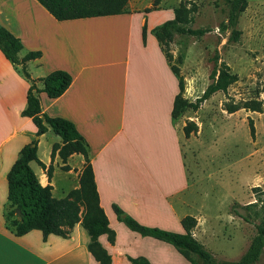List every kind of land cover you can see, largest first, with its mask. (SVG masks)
<instances>
[{"label":"crops","instance_id":"obj_1","mask_svg":"<svg viewBox=\"0 0 264 264\" xmlns=\"http://www.w3.org/2000/svg\"><path fill=\"white\" fill-rule=\"evenodd\" d=\"M163 3L127 0L126 10L121 12L56 19L37 0H0V25L20 40L19 53L37 52L25 62L29 76L38 78L54 69L70 76L62 93L50 97L38 91L37 99L40 110L48 116L71 121L87 144L99 204L115 232L112 243L104 240L105 234L98 236L112 256L111 264H131L126 256L121 259L107 247L115 246L122 235L115 226L120 220L112 203L140 223L182 230L179 220L176 228V198L182 202L179 189L185 176L178 144L181 174L176 181L178 133L170 114L176 75L167 66L152 32L155 25L173 16L172 9L169 16L163 11ZM27 86L28 80L0 51V264H99L86 249L88 235L79 221L67 236L49 233L45 240L37 228L14 235L5 227V175L24 143L37 140L36 154L43 166L35 161L29 164L41 184L51 185L56 197L69 190L66 178L72 167L77 168L72 188L78 186L84 163L80 153L69 154L65 162L56 151L50 155L52 143H60V137L49 126L36 135L30 117L20 114ZM153 130L170 135L174 150L171 164L166 163L158 173L147 158L148 134ZM46 136L50 139L43 142ZM135 243L127 239L124 250L156 264L153 255L136 249Z\"/></svg>","mask_w":264,"mask_h":264},{"label":"rangeland","instance_id":"obj_2","mask_svg":"<svg viewBox=\"0 0 264 264\" xmlns=\"http://www.w3.org/2000/svg\"><path fill=\"white\" fill-rule=\"evenodd\" d=\"M190 1L194 10L192 20L185 26L202 28L204 32L198 36L174 34L167 44H158L167 66H176L183 79L181 96L186 101H195L211 81V70L220 62L228 65L236 79L225 91L212 92L198 101L195 109L186 106L173 118L178 133L176 181L181 174L178 144L185 176L179 189L182 202L176 198V228H179L182 214L193 215L196 219L193 236L215 259L231 260L244 251L255 232V225L264 220V0H246L244 8L236 13L233 25L226 29H221L220 24L226 18L227 0ZM178 2L164 0L161 8L168 13ZM245 100L258 101L261 111L245 107L233 112L224 109L226 103ZM248 119L252 123V134ZM188 120L195 123L196 129L185 136L182 126ZM150 133V141L146 144L148 164L158 173L166 163L171 164L173 142L166 133L156 130ZM49 139L42 138L43 142ZM76 169L72 167L68 171L69 189L76 182ZM56 186L59 189L61 183ZM248 202L252 204L247 210H239L248 212L249 220L231 211L233 203ZM115 226L122 235L115 246L107 247L121 259L130 255L124 250V244L132 238L137 241L136 249L149 252L156 264H188V260L165 242L139 235L121 221ZM103 237L105 240V235ZM192 257L194 264H202L195 254ZM250 264H264V246Z\"/></svg>","mask_w":264,"mask_h":264},{"label":"trees","instance_id":"obj_3","mask_svg":"<svg viewBox=\"0 0 264 264\" xmlns=\"http://www.w3.org/2000/svg\"><path fill=\"white\" fill-rule=\"evenodd\" d=\"M56 19H65L79 16H88L105 13H116L126 10L127 0H37ZM157 0H154V3ZM246 0H227V13L225 20L220 24L221 29L233 25L236 13L244 8ZM194 5L190 0H179L173 8V16L163 20L152 28V32L158 44H167L174 34L186 33L200 35L204 32L202 28H190L185 24L192 20L191 12ZM143 34V32H142ZM22 44L5 27L0 25V51L6 59L16 67L19 72L28 80L26 89V102L20 114L29 116L36 127L35 134L39 135L47 129V126L60 137V143L54 142L51 145L50 155L56 151L62 162L73 152L83 156L84 163L78 176V186L69 189L63 196L55 197L51 193V185L41 184L29 162L35 161L43 166L36 154V139L24 143L18 150L16 158L6 172V205L3 209L5 227L14 235L25 233L31 228H37L41 232L42 240H45L49 233L60 236H67L71 227L79 221L88 235L86 249L99 264H111V254L100 243L98 236L105 234L109 243L114 240V230L108 225L107 216L99 204L92 168L88 162L87 144L78 133L74 124L60 116H48L40 110L37 99V92L44 91L48 96L55 97L62 93L67 87L70 76L61 69H54L38 77L31 78L26 70L25 62L34 56L36 51H24L20 54ZM170 69L177 78V92L175 93L170 114L175 118L184 107L192 109L197 107V102L206 98L214 91H225L229 83L236 79L231 73L228 65L220 62L210 72L211 81L206 85L202 94L195 101H186L181 92L183 79L178 68L170 65ZM240 107L261 111L258 101L245 100L241 103H226L224 109L233 112ZM249 133L253 128L251 120L248 119ZM195 123L188 120L182 131L187 136L195 131ZM65 166V165H63ZM49 168V165L47 169ZM252 202L242 205L233 203L231 211L249 220L248 212L240 211L239 208L247 210ZM19 208L21 217L15 215V208ZM112 210L116 218L123 224L140 235H147L153 238L170 243L186 260L188 264H194L192 254H195L202 264H250L255 261L264 246V220L255 225V232L249 239L244 251L236 259H215L211 252L206 249L192 234L191 230L196 224L193 215L185 214L179 219L181 231H173L155 225H146L137 221L131 215L124 213L120 207L112 203ZM126 258L131 264H151L143 255L130 256Z\"/></svg>","mask_w":264,"mask_h":264},{"label":"water","instance_id":"obj_4","mask_svg":"<svg viewBox=\"0 0 264 264\" xmlns=\"http://www.w3.org/2000/svg\"><path fill=\"white\" fill-rule=\"evenodd\" d=\"M15 215L16 217L19 219L21 217V212H20V209L19 208H15Z\"/></svg>","mask_w":264,"mask_h":264}]
</instances>
